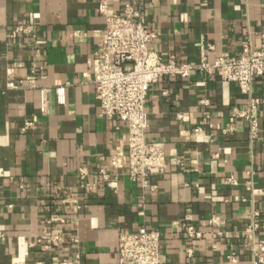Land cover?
<instances>
[{
	"label": "crops",
	"instance_id": "crops-1",
	"mask_svg": "<svg viewBox=\"0 0 264 264\" xmlns=\"http://www.w3.org/2000/svg\"><path fill=\"white\" fill-rule=\"evenodd\" d=\"M100 2L116 14L139 7L163 61L239 56L264 32V0H0V264H117L119 236L141 228L163 235L160 264H252L264 246V106L250 142L233 113L247 103L235 83L217 74L159 82L145 100L144 135L164 145L165 167L152 190L131 182L108 164L125 156L127 127L100 116L91 82ZM252 95L264 99V78ZM59 190L82 209L53 247L45 220L63 210Z\"/></svg>",
	"mask_w": 264,
	"mask_h": 264
},
{
	"label": "built area",
	"instance_id": "built-area-1",
	"mask_svg": "<svg viewBox=\"0 0 264 264\" xmlns=\"http://www.w3.org/2000/svg\"><path fill=\"white\" fill-rule=\"evenodd\" d=\"M98 13L104 17V26L96 32L98 43L92 60L91 79L94 94L100 102V116L123 122L127 127L126 154L109 158L108 164L112 169L125 170L131 182L152 190L149 180L162 173L165 148L162 143L145 139L144 104L150 88L170 77L185 79L193 74H217L222 82L235 83L247 103L245 109H234L233 113L245 121L250 142L256 139L258 124L255 112L264 106V99L253 97L252 85L255 80L264 78V32L259 34L258 49L244 44L239 56H217L212 63L203 56L198 64L179 62L174 58L163 61L151 50L157 33L143 23L139 7L127 4L121 14H116L109 13L105 2H100ZM29 31V27L15 28L16 33L26 34ZM199 103L208 106L206 100ZM44 106L42 95V111ZM198 132L199 128L193 129L191 136L196 137ZM99 174L104 180L108 179L104 169H99ZM87 176L85 168L78 170L81 181H85ZM227 182L234 184L235 180L228 178ZM86 187L93 192L92 185L86 184ZM55 199L63 210L45 220L51 226L45 229V233L51 245L58 247L64 243L67 222L82 209V205L76 196L63 190L55 193ZM257 216L258 213H254V217ZM185 233L189 238L201 237L190 226L185 227ZM162 240L161 232L145 228L121 234L116 248L117 264H160ZM257 251L253 254L252 264H264V246L259 245Z\"/></svg>",
	"mask_w": 264,
	"mask_h": 264
}]
</instances>
